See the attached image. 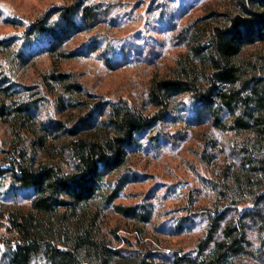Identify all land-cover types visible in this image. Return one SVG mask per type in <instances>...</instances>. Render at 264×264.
Returning <instances> with one entry per match:
<instances>
[{
    "label": "rangeland",
    "instance_id": "1",
    "mask_svg": "<svg viewBox=\"0 0 264 264\" xmlns=\"http://www.w3.org/2000/svg\"><path fill=\"white\" fill-rule=\"evenodd\" d=\"M74 1L0 0V161L22 152L13 114L4 116L21 101L34 104L33 120L23 127L30 130L25 132L31 139L36 135L29 127L35 128L38 120L59 119L69 126L82 116L81 109L69 106L71 93L63 90L53 74L69 73L85 92L95 95L90 98L82 93L79 99L123 100L153 115L157 107L149 96L152 81L180 74L179 61H188L182 58L189 52L193 33L221 25L225 14L239 10V0H85L98 7V18L55 50H48L46 37L26 38L32 23ZM262 51L264 43L257 42L247 45L242 56L253 58ZM61 53L72 54L64 57ZM59 99L61 108L56 105ZM169 113L138 137L124 167L108 178L114 186L120 176L127 177L115 203L139 205L150 211L149 220L124 218L112 206L102 216L103 231L115 246L150 250L155 264H174L177 256L196 255V245L209 228L208 211L228 207V221L235 207L242 213L251 206L249 197L237 190L227 192L223 186L228 172L242 163L246 134L222 130L208 115L195 114L189 95L174 96ZM34 154L38 160L53 163L68 160L53 134L46 147ZM1 167L0 209L28 210L34 190L13 186L9 165ZM261 187L258 205L264 209V182ZM246 225L251 247L238 264H264L260 224L247 218ZM114 233L123 240L114 239ZM6 235V227L0 226V264H7L1 242Z\"/></svg>",
    "mask_w": 264,
    "mask_h": 264
},
{
    "label": "trees",
    "instance_id": "2",
    "mask_svg": "<svg viewBox=\"0 0 264 264\" xmlns=\"http://www.w3.org/2000/svg\"><path fill=\"white\" fill-rule=\"evenodd\" d=\"M238 6L235 14H225V23L193 33L189 52L182 58L188 61H179L180 74L152 81L149 96L157 107L153 115L123 100L79 99L82 93L95 95L85 92L69 73L52 77L71 93L69 106L82 111L71 125L59 119L38 120L35 128L29 127L36 135L31 139L30 130L23 127L33 120L32 101L23 100L4 113L13 114L22 152L0 161V171L3 163L8 164L12 185L35 192L26 211L0 209V226L8 234L1 241L7 264H155L150 250L115 246L103 231L102 216L112 206L124 218L149 220V210L115 203L127 177L120 176L114 186L108 178L124 167L138 137L170 114L172 98L180 95H189L195 114L208 115L216 127L246 134L242 163L228 172L223 186L227 192L237 190L249 197L251 206L242 213L235 207L228 221V207L208 211L209 228L196 245V255L177 256L174 264H238L251 247L247 218L259 222L264 244V209L258 205L264 182V51L253 58L242 56L247 45L264 43V0H239ZM52 14L58 15L49 20ZM97 18L95 4L75 0L32 23L25 36L46 37L48 50H55ZM56 105L61 108L63 103L59 99ZM50 134L60 140L66 162L34 157V150L46 147ZM114 239L123 240L118 233Z\"/></svg>",
    "mask_w": 264,
    "mask_h": 264
}]
</instances>
